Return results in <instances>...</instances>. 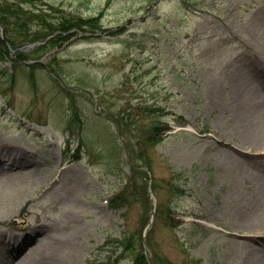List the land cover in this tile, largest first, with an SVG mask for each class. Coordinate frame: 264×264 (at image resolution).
<instances>
[{
	"label": "rangeland",
	"instance_id": "obj_1",
	"mask_svg": "<svg viewBox=\"0 0 264 264\" xmlns=\"http://www.w3.org/2000/svg\"><path fill=\"white\" fill-rule=\"evenodd\" d=\"M59 1L101 25L0 62V149L24 161L0 163V264H131L116 247L141 250L151 207L157 264H247L263 172L238 143L259 117L264 0Z\"/></svg>",
	"mask_w": 264,
	"mask_h": 264
},
{
	"label": "trees",
	"instance_id": "obj_2",
	"mask_svg": "<svg viewBox=\"0 0 264 264\" xmlns=\"http://www.w3.org/2000/svg\"><path fill=\"white\" fill-rule=\"evenodd\" d=\"M0 23L5 30L4 38L0 32V62L9 58L11 52L9 46L16 49L18 60L27 59L28 54L21 50L27 44L44 41L45 44H40L39 48L51 44V48L54 49L78 32H88L91 33L90 36L99 33L101 25L98 15L87 17L82 11L73 8L69 11L59 0H0ZM168 128L167 124L157 122L151 131L157 136ZM141 172V175H145L144 171ZM119 196L121 195L115 198ZM126 238L120 240L116 247L121 248L117 258H122L129 252L132 253L131 264H156L155 259L148 255L143 245L140 251L135 252L136 249Z\"/></svg>",
	"mask_w": 264,
	"mask_h": 264
},
{
	"label": "bare ground",
	"instance_id": "obj_3",
	"mask_svg": "<svg viewBox=\"0 0 264 264\" xmlns=\"http://www.w3.org/2000/svg\"><path fill=\"white\" fill-rule=\"evenodd\" d=\"M256 61H258L256 62L258 66L264 67V58H259ZM258 72L264 73V70ZM252 86V89L249 92L247 91V95L245 97H247L246 101L252 105V110L254 112L257 111V113L255 112L257 114L256 116L259 117L256 118L253 115L252 118L245 117L248 125V132L247 134L245 133L242 135L239 139L238 145L243 149L252 151L253 153L256 152L255 155L252 154V165L255 168H258V170H261L263 173H259V177H256L257 179L254 185H252V211L248 213L245 210L244 213L240 214V218H242V223L247 228V231L252 230V257L250 255H246L247 264H264V78H258L257 82ZM245 97L242 100V103H244ZM9 149H0V163L13 165L18 162H24L19 159L17 154H13ZM47 228L50 231L53 226L50 225L49 227V225H47ZM2 240H0V243L5 244L6 247H8L7 245L11 243V240H8V242L6 240ZM22 244H25V242L19 245ZM41 246L42 243H39L30 248L24 256L32 255L33 252L39 250ZM7 253L9 256H15L17 250H12L9 247ZM23 257H21L18 263L23 261ZM42 261H45L43 262L45 264L46 262L47 264H51L53 258H49L47 256L44 257Z\"/></svg>",
	"mask_w": 264,
	"mask_h": 264
},
{
	"label": "water",
	"instance_id": "obj_4",
	"mask_svg": "<svg viewBox=\"0 0 264 264\" xmlns=\"http://www.w3.org/2000/svg\"><path fill=\"white\" fill-rule=\"evenodd\" d=\"M0 28H1V31H2V34H3L4 30H3V27L1 25H0ZM150 196H152V194H150ZM153 222H154V219H153Z\"/></svg>",
	"mask_w": 264,
	"mask_h": 264
}]
</instances>
